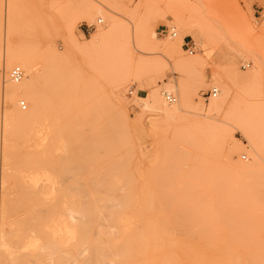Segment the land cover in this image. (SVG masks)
<instances>
[{
	"label": "rangeland",
	"instance_id": "1",
	"mask_svg": "<svg viewBox=\"0 0 264 264\" xmlns=\"http://www.w3.org/2000/svg\"><path fill=\"white\" fill-rule=\"evenodd\" d=\"M0 69V225L45 245L14 264H264V0H0Z\"/></svg>",
	"mask_w": 264,
	"mask_h": 264
},
{
	"label": "bare ground",
	"instance_id": "2",
	"mask_svg": "<svg viewBox=\"0 0 264 264\" xmlns=\"http://www.w3.org/2000/svg\"><path fill=\"white\" fill-rule=\"evenodd\" d=\"M98 21H102V20H98ZM86 25V24H85ZM90 26H92V25H90ZM86 27V26H85ZM92 28V27H91ZM175 34V33H174ZM28 54H22V53H9V55H8V57L9 58H12V60H9V64H8V68L12 65V64H18V66L20 67V66H22L23 68H24V70H25V73L22 75V78H21V80H19L18 82H13V81H11V82H7L5 85H3L2 86V96H3V98L4 99H6V98H9V97H11L12 95H14L15 94V92H20L21 93V95H23V96H25V97H27L28 98V100H29V102H30V107H36V106H40L39 105V95L37 94V85L34 87V85L33 84H31V83H29L28 82V80H27V75H31V77H36V71L34 70V64L32 63H30V58L27 56ZM14 66H17V65H14ZM21 68V67H20ZM2 69V68H1ZM0 69V82H1V80H2V78H3V76H4V70H1ZM22 69V68H21ZM23 71V70H22ZM10 79V78H9ZM5 81H6V79H5ZM71 94H73V97H75V99H76V101H79V95H80V92H77V93H72V90H71V88H70V91H69ZM151 92V91H150ZM47 94H50L49 96L48 95H46L45 96V98H44V106L45 107H47L48 106V104H47V102H49L50 101V103H51V101L54 99V101H55V99H56V97H54V98H52L56 93H53V92H48ZM57 95V94H56ZM216 95V94H215ZM148 98L147 99H149V101H151V103L152 104H158V102H160V97H159V94H158V92H156V91H152L150 94H149V96H147ZM68 98H64V97H60V98H58V100L56 99V101L58 102V103H56V102H53L52 101V104H54L53 106H54V108L56 109H59V108H61L62 107V109L64 108V106H65V102H66V100H67ZM175 101V100H174ZM5 102V101H4ZM169 102V101H168ZM217 102H218V98H215L213 101H212V103H214V105H217ZM7 103V102H6ZM41 103V102H40ZM55 104H57V105H55ZM6 105V104H5ZM57 106V107H56ZM60 106V107H59ZM152 106V105H151ZM42 107H43V105H42ZM50 107V106H49ZM49 107H47L48 109H50ZM71 108L72 107H75L76 108V106L74 105V106H70ZM70 108V109H71ZM84 109H86V107L84 106L83 107ZM159 108H161L165 113H167V111H169L168 110V107L165 105L164 107H159ZM6 109H7V107H6ZM10 109V108H9ZM53 109V108H52ZM56 109V110H57ZM65 109H67L66 108V106H65ZM15 110V109H14ZM17 110V109H16ZM59 112H60V110H58ZM68 116H71V115H74V113L72 112V110H69L67 113H66ZM76 116L78 115V114H75ZM23 117H25L24 115H23ZM73 117V116H72ZM6 119H8L7 117H6ZM10 121V120H9ZM8 121V122H9ZM62 125V124H61ZM64 125V124H63ZM92 140V139H91ZM90 140V141H91ZM250 163V162H249ZM244 163H242V164H239V166L241 167V169H244V170H246L247 169V167H245V165H247L246 163L243 165ZM251 165L250 166H252V165H254V164H252V163H250ZM250 166L248 167V168H250ZM248 172H250V171H248ZM244 173V172H243ZM242 182V181H241ZM240 184V183H239ZM241 185V184H240ZM239 185V186H240ZM243 186V185H242ZM249 187L250 186H248V189H249ZM243 189V188H242ZM247 189V188H246ZM231 190H233V189H231ZM244 190V189H243ZM251 190V189H250ZM245 192H246V190H244ZM248 192V191H247ZM5 194V193H4ZM3 194V195H4ZM241 194H243V193H241ZM183 195V194H182ZM218 195V194H217ZM252 195V194H251ZM5 196V195H4ZM223 196V198L220 200V202L218 203L219 204V206H224V205H226V201H227V199H229V205L230 206H232V208H231V210H232V213H231V216L232 217H234V216H236L235 214H234V207L236 206V204H235V199H236V194H234V190H233V192L231 191L230 193H227V194H223L222 195ZM144 198V197H143ZM218 198H220V197H216L215 196V199L217 200ZM11 201V200H10ZM219 201V200H218ZM145 202V201H144ZM12 203H13V201H12ZM15 203V202H14ZM13 205V204H12ZM89 205H91V204H89ZM14 206H15V204H14ZM19 206V205H18ZM9 208V207H8ZM12 208V207H11ZM89 208V207H88ZM227 208V207H226ZM14 209H15V207H14ZM21 209V208H20ZM19 209V210H20ZM16 210V209H15ZM18 210V211H19ZM88 209H86V211H87ZM91 210V209H90ZM89 210V211H90ZM22 211H24L23 209H21V213H22ZM85 211V210H84ZM1 212H3V211H1ZM12 212H14V211H12ZM25 212V211H24ZM19 213H20V211H19ZM19 213H17V211H16V215L18 216V214ZM229 213V212H228ZM8 214V213H7ZM7 214H5V215H7ZM89 214H91V213H89ZM13 215V214H12ZM9 217H10V215H9ZM24 217V216H23ZM221 217V216H220ZM15 218V217H14ZM19 218H21L20 216H19ZM18 218V219H19ZM85 218H87V217H85ZM30 219V218H29ZM28 219V220H29ZM220 219V218H219ZM1 220V219H0ZM3 220V219H2ZM21 220H23V219H21ZM20 220V221H21ZM89 220V219H88ZM90 220H91V218H90ZM92 220H94V219H92ZM30 222V221H29ZM33 222V221H32ZM23 223V222H22ZM19 224H21L20 222H19ZM94 224V223H93ZM23 225V224H22ZM25 225V224H24ZM92 226V225H91ZM90 227V226H89ZM142 228H143V226H142ZM26 229V228H25ZM132 237H133V235H132ZM136 238V237H135ZM136 240H137V238H136ZM135 241V240H134ZM137 247L139 246V243L137 242ZM44 246L45 245H43V243H38V241L37 240H35V238H33V237H31V238H27L26 240H24V241H21V242H18V241H16L13 237H12V235H11V232H8V231H6V229L4 228V226H2V225H0V264H14V262H16V260L19 258V255L21 254V253H23V250H31V251H33V252H35L36 250H40L41 251V249L43 250L44 249ZM90 246V245H89ZM169 246V245H168ZM140 247V246H139ZM132 248V247H131ZM88 251V250H87ZM141 251V250H140ZM28 262V261H27ZM27 264V263H26ZM28 264H29V262H28ZM31 264V263H30ZM33 264V263H32Z\"/></svg>",
	"mask_w": 264,
	"mask_h": 264
},
{
	"label": "built area",
	"instance_id": "3",
	"mask_svg": "<svg viewBox=\"0 0 264 264\" xmlns=\"http://www.w3.org/2000/svg\"><path fill=\"white\" fill-rule=\"evenodd\" d=\"M98 22H101V21H98ZM89 27L90 25L87 24L86 28L88 29ZM166 32L171 35H174L175 30L172 26L169 29H167ZM195 46H196V42L193 40L192 37L184 36L183 42H182V48H185L184 50L188 52V54L194 53ZM22 75H23V71L19 66H13L9 70V78L13 82H18L19 80H21ZM208 92H209V95L215 96V94H217V89L211 88ZM165 97L169 102H173L175 100V97L172 96L171 94H166ZM18 105L23 110L27 107V103L22 99L18 101Z\"/></svg>",
	"mask_w": 264,
	"mask_h": 264
}]
</instances>
